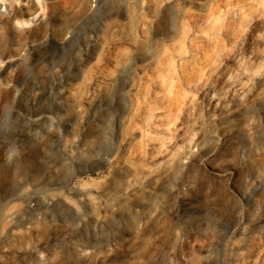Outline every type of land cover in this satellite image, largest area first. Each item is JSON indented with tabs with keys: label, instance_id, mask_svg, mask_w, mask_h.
<instances>
[{
	"label": "rangeland",
	"instance_id": "obj_1",
	"mask_svg": "<svg viewBox=\"0 0 264 264\" xmlns=\"http://www.w3.org/2000/svg\"><path fill=\"white\" fill-rule=\"evenodd\" d=\"M2 93L0 264H264V0H0Z\"/></svg>",
	"mask_w": 264,
	"mask_h": 264
},
{
	"label": "bare ground",
	"instance_id": "obj_2",
	"mask_svg": "<svg viewBox=\"0 0 264 264\" xmlns=\"http://www.w3.org/2000/svg\"><path fill=\"white\" fill-rule=\"evenodd\" d=\"M31 24H29L27 27L25 28H16L10 26L7 28V33H8V38L10 39V41L14 42V43H19L21 42L24 38H29L30 40L27 41V43L24 44L23 49L21 50V52H19L18 54H16L15 56V61L12 64H9L11 67H18L20 65V63L23 60H28L31 57V54L33 53V51L35 50V47L41 45L42 43L47 42L46 40H43L42 42H35L34 40H32V38L35 36L37 29L36 27H32L30 26ZM103 50H101L99 52V56L102 54ZM149 57L148 56H144L142 59L140 60H147ZM129 74V73H128ZM129 85V83H123V87H127ZM6 97V94L2 93L0 95L1 100ZM120 124H118L119 126ZM124 139V137L122 138V140Z\"/></svg>",
	"mask_w": 264,
	"mask_h": 264
}]
</instances>
